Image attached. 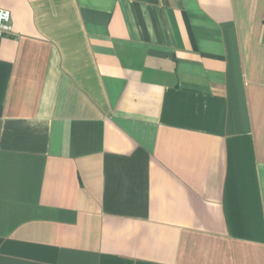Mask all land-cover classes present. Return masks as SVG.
Segmentation results:
<instances>
[{"label":"crops","instance_id":"obj_1","mask_svg":"<svg viewBox=\"0 0 264 264\" xmlns=\"http://www.w3.org/2000/svg\"><path fill=\"white\" fill-rule=\"evenodd\" d=\"M0 7V264H264V0Z\"/></svg>","mask_w":264,"mask_h":264},{"label":"built area","instance_id":"obj_2","mask_svg":"<svg viewBox=\"0 0 264 264\" xmlns=\"http://www.w3.org/2000/svg\"><path fill=\"white\" fill-rule=\"evenodd\" d=\"M12 26V13L9 9L0 7V37L4 34L11 33Z\"/></svg>","mask_w":264,"mask_h":264}]
</instances>
